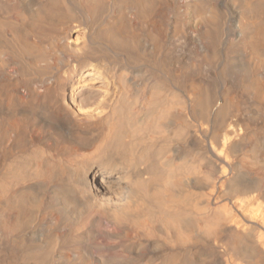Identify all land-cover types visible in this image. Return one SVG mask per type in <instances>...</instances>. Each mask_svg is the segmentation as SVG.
I'll return each mask as SVG.
<instances>
[{"label":"bare ground","instance_id":"bare-ground-1","mask_svg":"<svg viewBox=\"0 0 264 264\" xmlns=\"http://www.w3.org/2000/svg\"><path fill=\"white\" fill-rule=\"evenodd\" d=\"M262 170L264 0H0L11 264H264Z\"/></svg>","mask_w":264,"mask_h":264},{"label":"rangeland","instance_id":"rangeland-1","mask_svg":"<svg viewBox=\"0 0 264 264\" xmlns=\"http://www.w3.org/2000/svg\"><path fill=\"white\" fill-rule=\"evenodd\" d=\"M121 3L119 2H116L115 3V6L117 5H120ZM82 23V22H81ZM76 27H79L75 24H72V28L71 30L75 31V30H78L79 28H76ZM77 35L76 32H73V35H72V39L74 38V36ZM80 35V34H79ZM141 39L144 40L145 43L147 44H151L152 43V35H148V36H145V37H142ZM79 42H76L75 44H78ZM158 49V48H157ZM156 49V50H157ZM161 50V51H160ZM159 51V57L160 59L163 58V57H166V54L167 52H165L164 49H160ZM147 53H149L150 51L147 50L146 51ZM171 56H170V54ZM169 59L172 58L171 62L167 65H163L162 63H154L152 60L149 61V64L147 66H143L141 63H133L132 65H130L131 67L133 66L135 68L136 71H138L137 73L138 74H150V75H156V74H169L171 71H175V74H176V71L177 74L180 72V68H181V63H180V66H178L177 64L181 61V57H177V52L176 51H172V52H169ZM167 54V55H168ZM110 54H108V51L105 47H103V55L102 56H109ZM176 56V58H174ZM112 57V56H111ZM171 57V58H170ZM194 57H192L193 59ZM115 59V58H114ZM176 61H175V60ZM116 60V59H115ZM178 67V68H177ZM157 69V70H156ZM169 70V71H168ZM169 72V73H168ZM174 73V72H173ZM261 174L264 176V170L261 171ZM194 193H201L199 190H196V191H193ZM254 206V205H253ZM252 206V208H253ZM254 209V208H253ZM66 212H64L63 215L67 216L68 218H72L76 215L75 211L73 208H66L65 209ZM62 228H64V226H61L59 230H61ZM1 236V235H0ZM203 242H205V239H202ZM168 245H171V241L168 240ZM192 247L191 243H186L184 245H181V248H190ZM218 252H222L224 250V246H218ZM222 250V251H221ZM0 263L1 264H11V261H12V253H1L0 252ZM59 263V262H58ZM57 263V264H58Z\"/></svg>","mask_w":264,"mask_h":264}]
</instances>
